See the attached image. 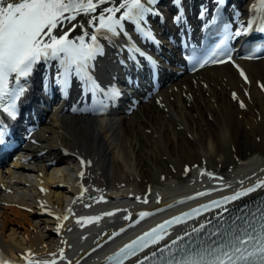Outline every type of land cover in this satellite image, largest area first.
<instances>
[{
  "label": "bare ground",
  "instance_id": "bare-ground-1",
  "mask_svg": "<svg viewBox=\"0 0 264 264\" xmlns=\"http://www.w3.org/2000/svg\"><path fill=\"white\" fill-rule=\"evenodd\" d=\"M242 65L243 71L225 63L182 74L133 103L130 112L82 115L54 106L28 140L30 158L22 161L16 155L15 166L0 174V258L32 250L36 255L28 264H84L115 232L136 225L140 213L182 202L184 196L171 200L167 189L213 173L227 181L263 173L264 58ZM113 69H101L104 85L110 83L108 73L116 74ZM71 150L91 164L78 159L70 162L76 168L68 169ZM240 172L245 174L237 176ZM83 182L88 189L79 195ZM147 191L148 204L128 197ZM43 206L54 207L57 217L52 219ZM109 212L114 214L105 215ZM66 213L72 214L69 220ZM75 216L100 219L82 220L78 229L66 232Z\"/></svg>",
  "mask_w": 264,
  "mask_h": 264
},
{
  "label": "snow or ice",
  "instance_id": "snow-or-ice-1",
  "mask_svg": "<svg viewBox=\"0 0 264 264\" xmlns=\"http://www.w3.org/2000/svg\"><path fill=\"white\" fill-rule=\"evenodd\" d=\"M155 2L156 0H121L117 5L115 0H0V109L13 119L16 117V102L25 92L21 81L30 77L34 67L41 61L58 62L57 84L67 87L70 80L76 77L84 81L89 90L97 91L99 86L91 69L95 67L97 56L103 55L104 45L100 38L112 40L121 36L125 20L141 25L145 14L153 11L146 3ZM260 2L264 6V0ZM106 4L112 6L102 7ZM98 8L100 11L97 14ZM116 13L121 15L117 16ZM78 17H87V20L78 21ZM180 19V16L176 17L177 21ZM77 28L82 30L81 34L70 38ZM140 31L145 37L154 39L151 31H146L143 26ZM240 34L234 33L237 36ZM231 35L233 34L226 33L221 43H225ZM133 51L140 52L138 48ZM215 55L213 52L200 66L209 62H223L213 60ZM13 84L16 87H12ZM120 94L119 89L113 88L112 96ZM4 136L5 130L0 128V141ZM85 163L91 164V161L81 160L82 165ZM260 187H264V181L221 200L201 205L200 208L183 213L181 217H173L125 244L109 259L115 260L116 264H124L125 260L170 235L167 226L172 223H182L183 218L198 216L202 211L220 209L216 213L215 223L213 220L201 223L191 232H185L183 236H177L170 244L161 247L158 250V260L153 259L157 256L154 251L137 264H144L148 260L152 264H264V207H258L256 212L249 213L245 211V206L228 217L224 216V213L231 211L225 207L226 204L247 196ZM113 214L105 213L108 216ZM147 215L150 213H140L141 218ZM99 219L100 217L81 218L86 222ZM193 234L195 239H191ZM185 237L190 239L182 243ZM0 264L4 262L0 261Z\"/></svg>",
  "mask_w": 264,
  "mask_h": 264
}]
</instances>
